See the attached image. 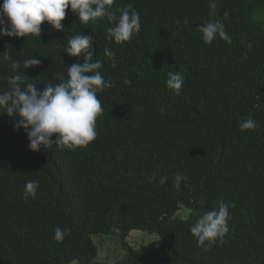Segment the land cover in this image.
I'll list each match as a JSON object with an SVG mask.
<instances>
[{
    "label": "trees",
    "instance_id": "obj_1",
    "mask_svg": "<svg viewBox=\"0 0 264 264\" xmlns=\"http://www.w3.org/2000/svg\"><path fill=\"white\" fill-rule=\"evenodd\" d=\"M129 5L141 27L123 44L107 38L106 18L81 24L70 9L62 31L42 22L40 38L0 37L11 57H0V93L24 71L10 64L27 58L41 64L22 87L59 83L83 62L63 53L78 33L93 36V62L112 83L98 94L96 138L75 151H30L17 118L0 109V264H101L92 236L114 232L126 250L114 264H264V0H115L111 11ZM215 20L230 44L203 41L198 26ZM170 70L184 77L179 95L166 87ZM249 116L256 128L241 131ZM177 175L186 177L179 190ZM30 180L35 198L24 197ZM219 202L229 231L199 246L190 228ZM57 227L67 230L62 242ZM132 231L157 244L130 247Z\"/></svg>",
    "mask_w": 264,
    "mask_h": 264
},
{
    "label": "clouds",
    "instance_id": "obj_2",
    "mask_svg": "<svg viewBox=\"0 0 264 264\" xmlns=\"http://www.w3.org/2000/svg\"><path fill=\"white\" fill-rule=\"evenodd\" d=\"M114 2L115 0H3L0 4V37L40 38L42 22H47L52 30L62 31L61 22L65 19L66 9H70L81 24L106 18L113 25L107 29V38L116 44H123L139 33L140 15L129 5L119 9L120 15L117 17L111 11ZM211 7L214 9L216 4L213 3ZM198 31L207 44H211L217 36L229 44L232 42L220 20L206 22L198 26ZM93 43L92 35L78 33L72 36L63 53L68 57H83V62L78 61L65 67L67 78L64 76L65 72L60 74L59 83H48L42 91H38L34 83H27L22 87L25 71L39 66L40 59L27 58L22 63L16 60L10 64L14 71L19 73L21 67L24 71L8 77L9 90L0 93V109L10 117L17 118L14 128L23 129L30 151H47L53 145L59 149L75 151L86 147L96 138V120L104 111L98 94L112 87V83L110 80L106 81L98 71L102 62H93ZM104 55L111 66L116 67L115 53L105 49ZM0 57L5 61L11 60L6 52L0 54ZM167 77L166 87L179 95L184 77L174 70H170ZM256 126L257 122L249 116L242 120L240 130H251ZM183 180L186 177H175L174 187L177 190ZM165 181L166 178L161 177L160 183ZM38 186V181H28L24 197L35 198ZM228 209L227 203L219 202L217 208L204 213L191 226L190 232L199 246L210 247L229 231ZM66 234V229L57 227L54 229L53 239L62 242Z\"/></svg>",
    "mask_w": 264,
    "mask_h": 264
},
{
    "label": "rangeland",
    "instance_id": "obj_3",
    "mask_svg": "<svg viewBox=\"0 0 264 264\" xmlns=\"http://www.w3.org/2000/svg\"><path fill=\"white\" fill-rule=\"evenodd\" d=\"M185 215V211L181 212ZM92 240L97 248L96 261L101 264H114L124 257L126 250L122 247L118 233L114 232L110 235H95ZM158 237L149 235L141 231H132L126 237V243L133 248L140 246H151L157 244ZM77 264V263H72Z\"/></svg>",
    "mask_w": 264,
    "mask_h": 264
}]
</instances>
